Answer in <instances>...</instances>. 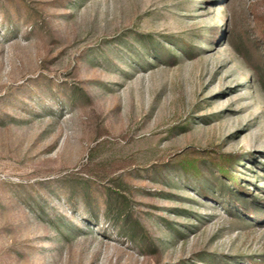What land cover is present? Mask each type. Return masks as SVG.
Listing matches in <instances>:
<instances>
[{
	"label": "rangeland",
	"instance_id": "1",
	"mask_svg": "<svg viewBox=\"0 0 264 264\" xmlns=\"http://www.w3.org/2000/svg\"><path fill=\"white\" fill-rule=\"evenodd\" d=\"M255 4L0 0V264H264Z\"/></svg>",
	"mask_w": 264,
	"mask_h": 264
},
{
	"label": "trees",
	"instance_id": "2",
	"mask_svg": "<svg viewBox=\"0 0 264 264\" xmlns=\"http://www.w3.org/2000/svg\"><path fill=\"white\" fill-rule=\"evenodd\" d=\"M258 4H255V6L253 7V9L251 10V12H253V15L255 17H257V19H261L264 20V16L261 15L259 12H257L256 8ZM254 30L257 32V34H259L256 39L259 40L260 43H258L259 45H263L264 46V21L261 25H256ZM260 36V37H259ZM261 59H264V50L260 49L259 52ZM175 59V58H174ZM264 64V61H263ZM260 83L264 86L263 81L261 80ZM264 88V87H263ZM203 164H207L210 163L214 168L215 171L218 172V179L221 180L220 181V192L224 193L225 191L229 190V186L228 184L224 181V179H229L231 184H238L237 183V179L231 174V168L236 165V163L238 162V157H235L231 154H227L225 155L223 158H218V157H210L209 159H205V160H200L197 159L195 157L188 159H177L176 161H174L173 163L170 164L171 168H180L184 174L189 175V174H194L196 176H199L203 170L201 168V162H203ZM207 161V162H205ZM237 187V186H236ZM111 192H109V198L107 200V211L106 214L110 215V213L113 211V213H111V217L113 218V220L118 223V222H123L124 224L120 225V229H121V235L122 236H126L129 239L135 241L139 236V231H141L140 229H142L139 225V223L134 222V224H129L128 219L131 217L130 213H128L127 211V206L125 205V203L123 202L124 198L123 196H121L119 193H117L118 191L112 190L110 189ZM117 194V195H116ZM129 224V226H128ZM142 236H146L149 237V235L147 234V232H145L142 229L141 234Z\"/></svg>",
	"mask_w": 264,
	"mask_h": 264
}]
</instances>
